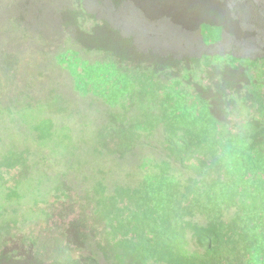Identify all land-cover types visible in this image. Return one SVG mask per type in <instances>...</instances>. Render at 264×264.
I'll list each match as a JSON object with an SVG mask.
<instances>
[{"label": "trees", "instance_id": "trees-1", "mask_svg": "<svg viewBox=\"0 0 264 264\" xmlns=\"http://www.w3.org/2000/svg\"><path fill=\"white\" fill-rule=\"evenodd\" d=\"M48 2L35 28L23 0L0 1L4 33L32 43L1 52L0 264L26 257L32 232L2 221L25 198L38 210L22 221L54 219L29 264H264V54H144L83 0ZM211 15L206 44L222 39Z\"/></svg>", "mask_w": 264, "mask_h": 264}, {"label": "rangeland", "instance_id": "rangeland-1", "mask_svg": "<svg viewBox=\"0 0 264 264\" xmlns=\"http://www.w3.org/2000/svg\"><path fill=\"white\" fill-rule=\"evenodd\" d=\"M48 1L49 0H23V4L25 5L23 8L25 9L17 10V13L18 15H27L26 22L31 25L33 24L36 28L37 19L43 22L51 20V16L54 14L53 11H57V7H59L58 4H53ZM83 1L88 10L96 13L98 17L108 19L111 24L120 28L126 35L131 36L136 46L144 54L149 51L152 53L156 51L163 54L165 52H172L178 55L185 52L194 53L196 51L199 53H225L231 51L241 56L264 54V30L261 33H255L252 27L258 24L264 28V16L255 10L257 7H259V9L264 8V0H216L212 5H208L209 0H181V6L173 5L176 4V1H172L171 5L173 6L170 7V10L163 13L158 11V14H154L155 16L151 17L148 21H146L144 13H140L141 3L145 4L154 0H131L130 7L124 4L128 2V0H124L122 4L118 3L116 0ZM45 3L48 4V6H45ZM2 6H5L3 2ZM4 9L5 8H3V16H0V64L1 52L6 48H11L13 45H18L23 48L32 45L28 38L21 35V32H18L21 34H17L15 29L10 30L12 32L10 36L8 35L9 33H4L5 30L3 28L5 27V21H7L5 18L7 11ZM213 9L216 10L219 15V17H216V20H220L223 26L222 39L216 44H206L200 33V24L209 21V19L213 17V15H211ZM0 13H2V11H0ZM15 19H20V16L15 17ZM175 23H180L178 29H176ZM34 27L33 29H29L28 36L31 38L38 36ZM168 28L183 32L184 38H180L176 32L169 31ZM52 34L55 33L52 32ZM44 37L50 39L46 35H44ZM53 37H56L55 39H57L58 42L66 40L65 34L62 37L60 34H56ZM168 41L170 43H167ZM32 56H34V54ZM62 76L64 78L61 81H69L68 75ZM64 89L65 88H62L63 91H65ZM73 95L76 97L77 94L74 92L72 96ZM97 102V105L102 107L101 110L105 111L106 108L102 106V102ZM31 150L35 151L33 148H31ZM42 150L44 151V148H42ZM37 159L39 158L37 157ZM50 164L51 163L48 165L49 170H51L50 172L55 173L52 169L53 165ZM24 200V203L20 202L17 206L14 205L15 209L13 211H6L4 213V217L6 218V220L2 218L4 225L8 224L14 216L19 218L16 222H13L12 230L15 231L20 226H24L25 231L38 233L52 224L54 219L51 216L47 217L45 215H39L37 219L34 218L29 221H22L20 219L21 216L19 217L16 215L18 210L29 216H32L35 211L38 210V206H35L31 200L26 198ZM48 206L49 205H47L46 208ZM11 208L13 207L11 206ZM57 208H59L57 214H60V216L65 214L63 211L64 206ZM58 219L59 218H56V221ZM23 223L26 225H23ZM30 223L31 225H29ZM11 224H9V227ZM31 245L32 243H30V246ZM13 247L16 246L11 242L8 248L9 253L10 249H13ZM9 263L10 260H4L3 264ZM29 263H31L30 254L21 261V264Z\"/></svg>", "mask_w": 264, "mask_h": 264}, {"label": "clouds", "instance_id": "clouds-1", "mask_svg": "<svg viewBox=\"0 0 264 264\" xmlns=\"http://www.w3.org/2000/svg\"><path fill=\"white\" fill-rule=\"evenodd\" d=\"M230 2H231V1H230ZM255 10H256L257 12H259L257 8H256ZM259 13H260V12H259ZM125 181H131V179L128 178L127 180L125 179ZM17 205H18V204H17ZM17 205H15V206H17ZM35 206H36V205H35ZM8 224H9V223H8ZM8 224H6V225L8 226ZM30 237H31V239H30L31 241H36V243H38L39 240H41L42 238H44V237H46V236H45V234H42L41 232H38V233H32ZM31 241H28V248H27V251H26V253H25V256H28L29 254H31L33 244H35V242L32 243ZM29 242L32 243L31 246H30V243H29ZM14 256L17 257V254L14 255Z\"/></svg>", "mask_w": 264, "mask_h": 264}]
</instances>
